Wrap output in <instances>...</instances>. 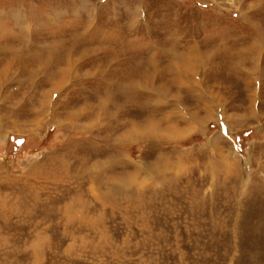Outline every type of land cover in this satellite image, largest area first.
<instances>
[{
    "label": "rangeland",
    "instance_id": "rangeland-1",
    "mask_svg": "<svg viewBox=\"0 0 264 264\" xmlns=\"http://www.w3.org/2000/svg\"><path fill=\"white\" fill-rule=\"evenodd\" d=\"M0 264H264V0H0Z\"/></svg>",
    "mask_w": 264,
    "mask_h": 264
}]
</instances>
